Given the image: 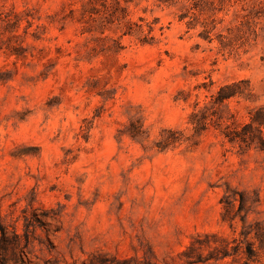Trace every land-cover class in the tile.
<instances>
[{"label":"rangeland","instance_id":"374dc122","mask_svg":"<svg viewBox=\"0 0 264 264\" xmlns=\"http://www.w3.org/2000/svg\"><path fill=\"white\" fill-rule=\"evenodd\" d=\"M250 112L264 139V0H0V219L40 264L256 241L264 146L224 135Z\"/></svg>","mask_w":264,"mask_h":264},{"label":"trees","instance_id":"16d2710c","mask_svg":"<svg viewBox=\"0 0 264 264\" xmlns=\"http://www.w3.org/2000/svg\"><path fill=\"white\" fill-rule=\"evenodd\" d=\"M162 1V0H161ZM205 34L209 33V28L205 27ZM209 37V36H208ZM240 83L236 82L231 85L223 86L217 95H211V101L216 100L217 102H224L225 100L234 96H245V90L233 91L235 87H239ZM230 93H226L229 91ZM232 90V91H231ZM260 108L259 111H262ZM251 114V112H250ZM195 115V114H193ZM250 123L242 124L235 119L227 124L225 129L227 130L224 135L230 141L234 140H246L249 132L255 131L260 137L262 146H264V139L261 137L262 134V123L256 119L252 114L250 115ZM254 137V134L252 133ZM251 137V140L253 139ZM256 230L254 236L256 241H250L246 247H243L244 241L252 236V231L243 230L239 233V237L229 240L228 238L222 237L217 233L204 234L203 238L193 239L186 250L181 256L186 257V264H210L211 262L220 263L225 261L227 258H232L233 261L237 260V257L244 254L246 261L243 264H264L259 260L260 250L263 248V237L264 233L262 230L263 224L256 222L254 224ZM24 238V242H23ZM256 242L259 244L257 245ZM31 243V239L28 234L24 233L21 235L18 233L17 228H11L6 226L0 219V264H40L34 260L33 257L29 256L26 252V248ZM208 251L204 255L203 251ZM132 260H114L113 264H131ZM93 264H107L106 261H99V263ZM143 264H158L152 262H145Z\"/></svg>","mask_w":264,"mask_h":264}]
</instances>
